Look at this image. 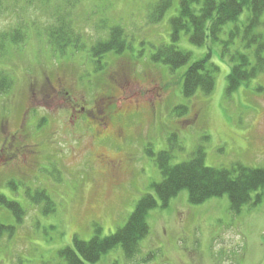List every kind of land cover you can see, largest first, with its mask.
<instances>
[{"label": "rangeland", "instance_id": "obj_1", "mask_svg": "<svg viewBox=\"0 0 264 264\" xmlns=\"http://www.w3.org/2000/svg\"><path fill=\"white\" fill-rule=\"evenodd\" d=\"M159 1L76 0L72 10L64 7L66 0H0V73L13 81L12 92L0 95V197L25 211L18 223L0 203V225L6 228L0 264H63L59 252L74 237L88 242L96 228L101 237L114 234L140 199L154 196L152 186L162 180L155 157L160 152L170 153L171 165L201 150L206 167L264 168V74L228 94L230 58L244 51L241 40L234 38L225 55L223 45L209 38L200 48L183 33L173 43L170 21L180 0L151 24ZM57 12L70 15L83 46L64 58L40 37ZM247 16L244 10L235 24L224 26L219 40L242 29ZM20 24V36H27L22 43L2 39ZM112 28L122 29L128 49L91 56V46ZM257 32L264 37L262 26ZM164 45L190 53V62L173 71L153 62ZM207 53L217 67L214 89L185 98L183 75ZM47 79L58 91H50ZM64 93L87 108L104 103L105 132H95H107L105 143L78 135ZM179 108L186 113L177 115ZM12 134L14 149H3ZM101 155L117 169L100 162ZM35 192L49 198L53 213L42 215L44 201L30 198ZM187 196L181 191L166 208L158 203L148 212L149 234L132 260L117 247L96 264H264V193L260 203L239 212L230 209L226 195L200 205H191Z\"/></svg>", "mask_w": 264, "mask_h": 264}, {"label": "trees", "instance_id": "obj_2", "mask_svg": "<svg viewBox=\"0 0 264 264\" xmlns=\"http://www.w3.org/2000/svg\"><path fill=\"white\" fill-rule=\"evenodd\" d=\"M69 3L64 7L73 10L76 0H66ZM175 0H160L153 8L149 17L151 24L160 22L166 11L170 9ZM60 5H57V8ZM62 6V5H61ZM55 9V12L57 11ZM178 14L170 21L171 40L176 43L180 34L188 36L191 44L201 47L206 39L223 45L222 53H228L227 48L232 45L234 38L241 40L243 52H236L231 58V69L226 78V92L228 94L238 90L243 84L264 74V37L257 32L264 28V0H180ZM244 10L248 16L241 26L230 30L228 39L220 41V35L224 26L235 24ZM71 12V10H70ZM53 23L42 28L46 45L53 54L64 58L69 52H76L82 46L81 35L76 32L70 15H54ZM21 24L14 27V31L5 34L3 40L12 45L22 43L26 35L20 36ZM105 40L96 42L91 46V56H103L106 53L120 54L128 49L122 29L112 28L108 31ZM191 55L188 52L178 50L174 45L161 46L152 55L155 63L167 66L170 70L180 69L190 62ZM217 67L211 62V54L207 53L199 60L189 64L183 75L182 94L185 98H192L196 93L204 96L210 95L215 86L213 74ZM13 81L0 73V95L12 92ZM187 109L179 108L177 115H183ZM43 122V120H40ZM45 122V121H44ZM38 129L42 127L37 126ZM146 154L153 157L151 150ZM156 164L162 178L161 182L154 184V196L145 195L137 203L124 227L114 234L101 237L100 229H95L94 237L88 241L73 238L72 246L59 252L63 264H96L101 257L108 252L121 247L127 260H132L140 251V243L149 234L146 216L149 211L158 206L168 205L169 201L181 191H187L188 202L191 205H200L204 202L226 195L230 202V209L239 212L244 206L260 203L264 193V168H247L234 166L230 170L215 169L204 165V155L201 150L194 154L193 158L182 164L171 165L169 152L157 154ZM252 194H256L252 199ZM33 202L44 201L42 215L54 212V205L43 193L35 192L30 197ZM0 203L12 213L16 221L20 223L25 211L15 202H8L0 197ZM11 230V229H9ZM6 228L0 225V237Z\"/></svg>", "mask_w": 264, "mask_h": 264}, {"label": "flooded vegetation", "instance_id": "obj_3", "mask_svg": "<svg viewBox=\"0 0 264 264\" xmlns=\"http://www.w3.org/2000/svg\"><path fill=\"white\" fill-rule=\"evenodd\" d=\"M47 84L50 88L51 92H55L60 90H64V87L62 85V81L61 79L57 78V86H58V90L55 89L52 85V83L50 82L49 79H47ZM65 95V101L67 100V103L69 105V119L71 122V125L74 126V130L78 131V135L79 136H89L93 138L94 143H101L102 144V140H104V143L106 142V134L102 135V133L100 131L95 132V129L101 128V130L103 132H105V127H102V124H104L105 122V118H103V113L105 111V106L104 103L98 101H94L93 105L89 108H87V106L85 105V102L81 99V100H74L71 99L70 96L66 93H64ZM46 98H49V96L47 95ZM102 103V104H101ZM107 107V104H106ZM77 125V126H76ZM4 129V124L2 125V131ZM14 139H15V135H11L10 136V140L11 142H9V139L6 140V142L4 141L5 146L3 147V149H14L13 147V143H14ZM3 144V143H2ZM3 144V145H4ZM97 159L100 162L105 163L106 165H109L108 167H110L111 169H117V166L110 160L107 161L106 157H104L103 155H101V157H97Z\"/></svg>", "mask_w": 264, "mask_h": 264}]
</instances>
